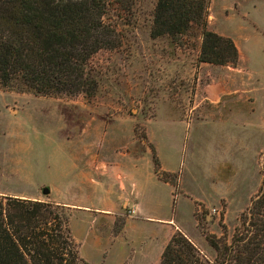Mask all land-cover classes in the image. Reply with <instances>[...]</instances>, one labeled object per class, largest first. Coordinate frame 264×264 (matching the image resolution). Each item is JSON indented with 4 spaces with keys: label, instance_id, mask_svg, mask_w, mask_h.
<instances>
[{
    "label": "rangeland",
    "instance_id": "374dc122",
    "mask_svg": "<svg viewBox=\"0 0 264 264\" xmlns=\"http://www.w3.org/2000/svg\"><path fill=\"white\" fill-rule=\"evenodd\" d=\"M105 1L103 19L120 44L91 56L93 95L0 83V193L63 204L88 264H111L119 245L125 264H136L133 251L173 223L172 235L214 259L206 234L222 236L223 224L230 241L264 186V0H208L206 28L232 39L234 65L200 61L202 25L152 36L156 0ZM129 215L128 234L146 238L126 245L121 235L110 245ZM154 247L143 264H158L164 248L157 258Z\"/></svg>",
    "mask_w": 264,
    "mask_h": 264
},
{
    "label": "trees",
    "instance_id": "16d2710c",
    "mask_svg": "<svg viewBox=\"0 0 264 264\" xmlns=\"http://www.w3.org/2000/svg\"><path fill=\"white\" fill-rule=\"evenodd\" d=\"M105 0H0V83L43 95L95 93L91 56L114 49L120 38L106 24ZM208 0H156L152 36L185 34L202 25L199 59L236 64L231 38L208 30ZM208 233L216 252L204 257L177 232L158 264H264V186L241 212L231 240ZM0 264H88L79 254L64 205L50 200L0 193Z\"/></svg>",
    "mask_w": 264,
    "mask_h": 264
},
{
    "label": "crops",
    "instance_id": "0c3cea01",
    "mask_svg": "<svg viewBox=\"0 0 264 264\" xmlns=\"http://www.w3.org/2000/svg\"><path fill=\"white\" fill-rule=\"evenodd\" d=\"M124 157H122V160L124 158L127 159V161L131 162V163H136V161L138 162L140 160L139 156H135L131 153L128 154V153H124L123 154ZM96 159L94 158H90V159H87L86 162L87 164H89V166H95V162ZM102 161V160H101ZM102 165H105L107 166V163L105 161H102ZM114 170L116 172L117 175L120 176L119 178V184H121L123 186V180L125 179V176L128 174V171L125 170L124 166H123V163H120L119 162H115L114 164ZM132 184H134L132 182ZM71 207L73 205L69 204ZM134 205L137 207L138 209V206H137V200L135 201ZM134 216L135 215H129L128 217L125 218L124 220V223L123 225L120 227V229L115 233L113 234V238L109 239L108 242L110 243V245H113V243L115 242V239H118L122 236H124V239H125V242H126V245H129L130 243H133L134 242V238L138 239V242L142 241L146 238V236H142V234L139 232V233H135V234H128L127 230H129V224L131 222V220L134 219ZM111 217V221L109 223H112L113 220L116 218L115 216H111L109 215V218ZM169 221H171V219H169ZM132 225V224H131ZM167 226L170 227V231H169V234H167L164 238H162L161 240H149L146 241L147 242V247L146 248H139V249H136L134 250L133 252H135V257H134V261L136 264H143L146 259L148 257H150L152 254L151 252L149 251L150 247H154V250H155V254H156V257L158 258L159 257V254H161L165 244L167 243L168 239L170 238V236L172 235V233L176 230V228H178L177 224L173 223L172 224H167ZM126 234H128V238L125 236H127ZM139 234V235H137ZM136 236V237H135ZM126 249L125 247H123L122 245H119L117 246L116 248H113L111 250V252L109 253V261L111 264H125L127 262V258H126ZM85 260V259H84ZM87 261V260H86ZM88 262V261H87Z\"/></svg>",
    "mask_w": 264,
    "mask_h": 264
},
{
    "label": "built area",
    "instance_id": "2783aa9c",
    "mask_svg": "<svg viewBox=\"0 0 264 264\" xmlns=\"http://www.w3.org/2000/svg\"><path fill=\"white\" fill-rule=\"evenodd\" d=\"M132 212H134V210H132Z\"/></svg>",
    "mask_w": 264,
    "mask_h": 264
},
{
    "label": "water",
    "instance_id": "95a60500",
    "mask_svg": "<svg viewBox=\"0 0 264 264\" xmlns=\"http://www.w3.org/2000/svg\"><path fill=\"white\" fill-rule=\"evenodd\" d=\"M45 192H47V191H45Z\"/></svg>",
    "mask_w": 264,
    "mask_h": 264
}]
</instances>
